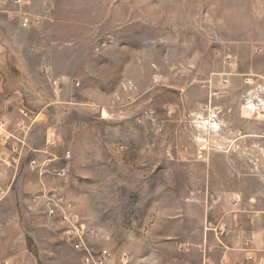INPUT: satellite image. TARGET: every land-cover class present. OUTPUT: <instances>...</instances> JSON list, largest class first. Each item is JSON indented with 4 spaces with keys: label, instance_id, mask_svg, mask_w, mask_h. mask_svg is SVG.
<instances>
[{
    "label": "rangeland",
    "instance_id": "374dc122",
    "mask_svg": "<svg viewBox=\"0 0 264 264\" xmlns=\"http://www.w3.org/2000/svg\"><path fill=\"white\" fill-rule=\"evenodd\" d=\"M5 1L0 183L12 186L0 184V202L13 191L29 212L23 227L34 231L39 264H83L47 213L55 193L94 252L127 253L130 264L157 263L159 250L142 241L184 209L198 221L260 203L264 213V137L253 135L264 131V0H22L39 20L29 26ZM242 98L256 110L244 126L229 107ZM15 143L19 166L7 163ZM241 252L243 264H264L251 239ZM164 255L175 262L174 250Z\"/></svg>",
    "mask_w": 264,
    "mask_h": 264
},
{
    "label": "crops",
    "instance_id": "0c3cea01",
    "mask_svg": "<svg viewBox=\"0 0 264 264\" xmlns=\"http://www.w3.org/2000/svg\"><path fill=\"white\" fill-rule=\"evenodd\" d=\"M229 107L235 111L233 113L236 114L237 120L242 121L244 126L245 112L253 110L247 107L246 99H240L236 109ZM200 114H197L198 122L211 124L212 120L203 114L199 117ZM242 129L245 130V127ZM253 135L264 137V131L261 127L255 128ZM239 136H246V133L239 132ZM0 184L1 190H10L9 186H12L4 182L2 177ZM258 208L255 213L228 210L222 214L220 220H215L213 214H201V221L197 220L199 215L195 209L187 208L182 211L179 218L173 220V224L167 225L164 219H159L151 232L152 235L149 233L148 240L142 241V245L144 248L159 250L156 264H206L207 257L217 263L243 264L244 256L241 252L243 240L251 239L258 248L259 255L264 259L262 203ZM27 216H30L29 212L18 206V196L13 191L0 202V264L40 263L41 256L37 251L34 231L23 227V219ZM218 228L223 230L224 234L221 237L217 234ZM213 229H216V232ZM218 238L223 246H220ZM185 245L189 249L181 251ZM165 250H174V263L164 255ZM119 259L120 256L114 255L110 264H120ZM144 261L147 264H155L150 257H146Z\"/></svg>",
    "mask_w": 264,
    "mask_h": 264
},
{
    "label": "built area",
    "instance_id": "2783aa9c",
    "mask_svg": "<svg viewBox=\"0 0 264 264\" xmlns=\"http://www.w3.org/2000/svg\"><path fill=\"white\" fill-rule=\"evenodd\" d=\"M13 3L18 7V12L20 14V19L25 26H29L35 22H38L36 18H32L27 12H24V2L22 0H14ZM10 2L0 1V9L8 7ZM2 53L0 46V83H1V62ZM56 87L59 88L58 82H54ZM26 118L29 117V113L24 112ZM9 122L5 119H1L0 122V133H1V143L7 144L8 137L3 136L7 132ZM4 145V144H3ZM10 156L7 160L8 164L13 166H19L22 157V147L19 143H15L11 148L7 149ZM66 159L71 158V153L67 152ZM6 163V162H5ZM31 166L34 169H40L41 166L37 165L36 161L31 162ZM58 176L64 175V170H59L56 172ZM2 194V193H1ZM47 213L51 218H58L64 225V235L68 243L73 247L74 250L80 252L83 255V264H110L111 259L114 254L109 249H102L98 252H94L86 241L87 228L86 225L81 221L77 212L72 208L71 204L68 202L67 198L63 194H54V198H48L46 201ZM245 245L250 248V242L246 241ZM131 258L129 254L122 253L120 255V264H130ZM206 264H216L214 262H207ZM220 264H227L221 262Z\"/></svg>",
    "mask_w": 264,
    "mask_h": 264
}]
</instances>
